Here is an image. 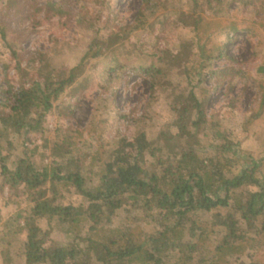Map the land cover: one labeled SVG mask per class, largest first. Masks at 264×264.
Masks as SVG:
<instances>
[{
    "label": "trees",
    "instance_id": "trees-1",
    "mask_svg": "<svg viewBox=\"0 0 264 264\" xmlns=\"http://www.w3.org/2000/svg\"><path fill=\"white\" fill-rule=\"evenodd\" d=\"M117 1L94 0L98 8L93 13L83 5L77 23L93 32L94 39L68 71L58 72L52 55L70 48L69 43L60 45L56 40L52 50L38 52L24 66L7 25L0 23V36L22 75L16 90L1 88L13 94L14 102L0 99V183L13 202L26 203L4 223L23 236L19 264H171L170 256L175 259L172 264H264V150L260 158L243 151L223 127L224 120L210 114L196 92L200 88L204 95L210 93L204 85L212 78L219 84L228 80L231 85L234 68H219L217 61L232 60L226 45L242 29L257 35V29L241 28L232 20L216 26L225 39L209 44L214 31L210 19L226 13L232 2L248 5L256 0H188L183 15L190 20L196 40L180 34L172 44L160 46L157 39L149 50H138L133 68L147 76L153 87L169 89L175 77L186 83V90L169 100L173 118L163 124L162 142L147 157L138 139L127 141L112 157L102 146L85 153L82 133L57 128L53 158L36 160L29 147L30 136L46 132L47 116L75 88L79 70L103 51L128 40L130 34L166 24L167 0H143L133 24L128 29L116 28L102 14ZM34 2L6 0L13 8ZM41 10L48 19L66 13L52 1L36 7ZM258 22L264 25V19ZM115 58L119 61V54ZM256 72L264 74V64ZM259 87L264 88L262 82ZM263 109L264 93L255 116L245 121L246 129ZM43 142L49 144L48 139ZM14 146L20 153L9 162ZM62 192L64 202L58 203L55 199ZM24 212L29 219L20 222ZM203 212H213L220 221V238L213 235L208 222L198 218ZM42 220L65 225L73 242H53L39 225ZM146 225L154 232L146 231Z\"/></svg>",
    "mask_w": 264,
    "mask_h": 264
},
{
    "label": "rangeland",
    "instance_id": "rangeland-1",
    "mask_svg": "<svg viewBox=\"0 0 264 264\" xmlns=\"http://www.w3.org/2000/svg\"><path fill=\"white\" fill-rule=\"evenodd\" d=\"M50 1L58 2L66 11L65 15L48 19L45 10L36 11V7H44ZM187 1L167 0L163 11L165 15L163 20L166 23L163 28L158 25L153 31L130 34L128 40L103 51L79 70L81 75L75 85V88H78L68 90L57 101V107L46 118V132L43 135L30 136L29 147L36 160L49 162L53 158L52 142L57 128H63L68 133H82L81 144L85 153L102 146L106 152L108 151L109 157H112L113 152L122 150L129 140L142 141L146 157L152 147L161 144L160 129L173 118L168 105L169 100L178 92L186 90V83L175 77L173 86L169 89L155 88L147 76L141 75L133 68V63L135 57L140 54L138 50H149L157 39L160 46L174 43L180 34L189 41L196 40L190 20L183 15V11L187 12L184 8ZM21 4L13 8L6 4V0H0V23L7 25L8 36L21 56L23 65L25 66L38 52L52 50L55 41L58 40L60 45L69 43L71 47H64L63 51L53 53V66L58 72L68 71L76 66L85 48L94 39L93 32L80 28L77 14L83 5L89 6L93 13L94 9L98 8L94 0H35L31 4ZM142 4L143 0H118L114 8L105 9L102 15L104 20L110 18L116 28L128 29ZM227 7L228 11L218 16L219 18L213 16L210 19L211 30L214 31L209 44L225 39V36L216 32V26L218 23L225 24L232 20L241 28L257 29V35L242 29L226 45L227 53L232 60L224 58L217 61L216 65L219 68H234L235 79L231 85L228 84V80L219 84L212 78L204 85L211 89L210 93L204 95L200 88H197L196 92L204 101L208 112L216 113L224 120L223 127L234 141L240 142L241 149L260 158L264 150V109L260 117L247 129L244 123L255 116L264 93V88L261 90L259 87V82L264 85V74L258 75L256 72L257 68L264 64V25L258 22L264 19V0H256V4L248 5L242 1L232 2ZM102 34L104 31L99 37ZM116 53L119 54V61H116ZM21 80L22 75L16 69L12 51L0 36L1 101L9 104L14 102L13 94L1 91V88L16 90ZM147 114L149 117L143 118ZM45 139L49 140V144L43 142ZM15 142L17 143V140ZM10 150L12 156L9 162L20 153L16 146ZM45 192L48 198L54 199L50 191L45 189ZM55 201L64 202L63 192ZM25 207L24 202L20 205L13 202L8 189L2 188L0 183V264L20 262L24 250L23 236L15 234L12 228L6 227L4 223ZM124 216L122 215V218ZM198 218L210 224L216 238L221 237L223 228L213 212L200 213ZM27 219L29 218L24 212L20 222H26ZM30 222L36 223L32 219ZM39 225L49 233L53 242H73L65 225L57 222L50 225L46 220L40 221ZM145 230L154 232L150 225H146ZM185 238H189L187 232ZM169 262L172 264L175 259L170 256Z\"/></svg>",
    "mask_w": 264,
    "mask_h": 264
}]
</instances>
